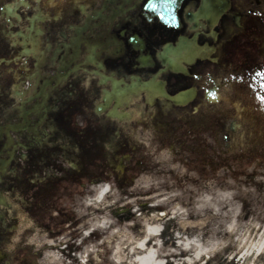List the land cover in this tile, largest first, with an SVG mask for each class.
<instances>
[{
	"label": "flooded vegetation",
	"instance_id": "af4514ba",
	"mask_svg": "<svg viewBox=\"0 0 264 264\" xmlns=\"http://www.w3.org/2000/svg\"><path fill=\"white\" fill-rule=\"evenodd\" d=\"M150 2L0 0V264H38L43 257L27 237L15 255L6 250L15 207L9 196L20 176L57 156L56 146L64 144L71 158L67 188L98 183L88 172L104 143L122 144V156L132 160L142 129L190 161H228L230 152L245 159L237 150L253 141L240 133L256 125L210 106L228 72L264 95V15H253L264 13V0H165L155 11ZM85 108L94 116L80 129L74 117ZM203 133L217 138L216 147Z\"/></svg>",
	"mask_w": 264,
	"mask_h": 264
},
{
	"label": "clouds",
	"instance_id": "9594fccd",
	"mask_svg": "<svg viewBox=\"0 0 264 264\" xmlns=\"http://www.w3.org/2000/svg\"><path fill=\"white\" fill-rule=\"evenodd\" d=\"M253 15L264 13L255 11ZM26 64L25 58L17 70ZM220 80L222 87L213 95L210 110L228 113L230 119L242 124L256 125L240 133L242 137L246 133L253 141L237 150L246 154L245 159L233 160L235 153L230 152L226 164L214 173L202 175L186 161L181 162L171 146L156 140L151 129H142L138 142L143 155L149 158L150 169L135 176L128 189L135 195L121 197L111 180L88 184L87 188H68L70 195L62 196L49 216L59 218L63 209L74 214L80 223L75 229L63 225L65 230L55 237L38 227L26 240L27 245L35 246L34 251L48 246L38 264H74L61 252L69 243L80 248L74 253L79 264H89L90 259L92 264H104L105 254L110 264H208L217 254L225 255L228 248L233 249L225 256L229 264L233 260L236 264H264L259 259L264 255V95L256 92L247 79L232 72L222 75ZM236 86H244V91L237 94ZM93 116L94 110L85 108L84 115L74 117V126L86 128ZM202 135L216 147V137L210 133ZM21 154L27 152L21 150ZM58 163L69 167L63 161ZM253 174L254 182H248V176ZM140 202L160 210L146 215L140 211ZM117 204L122 208L131 206L136 219L121 223L109 211ZM170 221H175L176 227L171 229V236L162 238L161 233ZM136 223L141 228L134 232ZM73 231L78 234L75 239ZM93 233H98L99 239H92ZM20 243L18 235L6 250L15 255Z\"/></svg>",
	"mask_w": 264,
	"mask_h": 264
},
{
	"label": "rangeland",
	"instance_id": "374dc122",
	"mask_svg": "<svg viewBox=\"0 0 264 264\" xmlns=\"http://www.w3.org/2000/svg\"><path fill=\"white\" fill-rule=\"evenodd\" d=\"M246 128L250 129L248 125L246 126ZM134 143L135 144L132 145L134 148L133 153L131 154L132 160L129 157L127 158L122 156V154L124 155L125 153H128L127 148H123L122 144H120L118 147V144H113L112 141H109L107 143H104L103 147L100 145L102 152L99 156H96V159L98 160L95 168L92 169V172H88L89 180L91 181V178H96L98 183L111 180L121 194V197L128 196L129 198H132L135 194L129 193L128 189L129 187H131L135 176L141 171H147L150 169L149 158L143 155L144 150L142 145L138 142V137L135 138ZM217 148L223 149V145L220 141H218L217 143ZM55 151L57 153V156L55 155V158L51 161H41V163L38 164L37 172L32 171L23 176H20V178L18 179L16 191L9 196V201L12 205L16 206L17 208L21 207V209L18 210L19 213L25 215L24 210L27 211L28 213H26L27 215H25V217L30 220L36 228L39 227L45 231H48L51 237L62 234V232L65 230L63 228V225L65 224H69L70 229H75L78 223H80V221L76 219L74 214L70 212L66 213L63 209H61V215L59 218H52L49 216L50 210L52 208L58 207L59 201L62 196L70 195L69 192H66L65 194L61 192L63 188H67L65 182L67 178L66 169H69V167L65 168L61 163H58L59 161H63L64 163L68 164L69 160L71 161V158L68 156V149H66V146L64 144H61L55 147ZM174 154L178 159L181 160V162L186 161L189 167L198 169L202 175H206L210 172L214 173L221 165H224L228 162L215 159H201L197 161H190L189 157L186 155H183L179 152ZM130 166H134V168L130 170ZM57 172L62 173V175L57 176ZM254 175L255 174L248 176V182H254ZM32 194H34L35 197H32ZM24 201L48 203V205L30 208V205H26ZM113 207L116 212V216L113 214L112 215L116 218L117 216H122L119 220L121 223L136 219L134 214L131 212V206H125L122 208L119 206V204H117ZM139 207L140 211L146 215L153 212V210L149 208L147 203L140 202ZM15 214L16 212L9 213L7 217L8 222L13 226L11 233V244L13 242V238L18 235L21 236L22 243L24 242V239L26 237L28 238L33 234V231H30L29 233H27L28 236L26 234L25 237L22 236L24 235V233L18 229L20 228V220L16 219V217L13 216ZM127 214H130V217H123V215ZM28 216L30 217V219L28 218ZM46 219L50 220V223H46ZM133 227L139 230L141 228V225L139 223H136ZM26 229H28V227H25V230ZM77 235L78 234L76 232H72L73 239H75ZM91 238L99 239V234L93 233ZM21 243L18 245H21ZM18 245H16V248L18 247ZM30 246L34 251L35 246ZM61 250H65L62 255H64L67 259L73 260L74 264H79L74 255V253L80 251V248L78 246L73 243H69L66 249ZM103 259L104 264H110V262L107 260L106 254ZM259 259L262 261L263 256H261ZM217 260L218 258L214 257L212 263L216 264ZM89 264H92L91 259L89 260Z\"/></svg>",
	"mask_w": 264,
	"mask_h": 264
},
{
	"label": "bare ground",
	"instance_id": "6f19581e",
	"mask_svg": "<svg viewBox=\"0 0 264 264\" xmlns=\"http://www.w3.org/2000/svg\"><path fill=\"white\" fill-rule=\"evenodd\" d=\"M113 208L114 207H111L109 209V211L111 212V214H113V215L116 216V212H115V210ZM150 209L153 210V212L159 210V208H156V209L150 208ZM10 211H11V213L16 212V214L13 215V216H15L16 219L20 220V228H18L19 230L24 231L25 230V227H28L29 230L33 231V233L36 231L37 228L34 226V224L30 220H28L25 217V215L19 213L18 208L12 207ZM127 216L130 217V214L123 215V217H127ZM121 217L122 216H117L118 220H120ZM175 227H176L175 221H170L168 224L165 225V231L163 233H161V237L163 238V237H166V236H171V229H174ZM132 231L135 232V231H138V230L133 227L132 228ZM96 234H98V233H96ZM167 243H168V241L165 242V246H167ZM149 244H151V241H149ZM172 246L175 247V244L173 243ZM41 250H42V256H43L44 251L48 250V246H45V248H43ZM232 250L233 249H231V248L225 249V255L217 254L215 256V258H218L216 264H229V261H227V259L225 258V256H226V254L228 252H230ZM64 251L65 250H61L62 253H64ZM183 255H185V253H181V256H183ZM262 256H263V259H264V255H262ZM212 261L213 260L209 261L208 264H213ZM169 264H170V262H169ZM232 264H236V261L233 260L232 261Z\"/></svg>",
	"mask_w": 264,
	"mask_h": 264
},
{
	"label": "snow or ice",
	"instance_id": "6c2138e0",
	"mask_svg": "<svg viewBox=\"0 0 264 264\" xmlns=\"http://www.w3.org/2000/svg\"><path fill=\"white\" fill-rule=\"evenodd\" d=\"M165 3V0H160V4L158 5L155 0H152V2L148 3L149 9H151L152 11H155V9L159 6V7H163Z\"/></svg>",
	"mask_w": 264,
	"mask_h": 264
},
{
	"label": "water",
	"instance_id": "95a60500",
	"mask_svg": "<svg viewBox=\"0 0 264 264\" xmlns=\"http://www.w3.org/2000/svg\"><path fill=\"white\" fill-rule=\"evenodd\" d=\"M262 261H264V259H262Z\"/></svg>",
	"mask_w": 264,
	"mask_h": 264
}]
</instances>
